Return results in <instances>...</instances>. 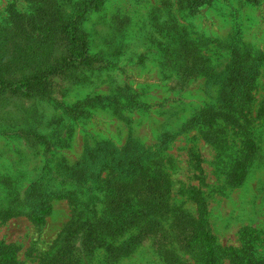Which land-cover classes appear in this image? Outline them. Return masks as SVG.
I'll return each mask as SVG.
<instances>
[{
	"label": "rangeland",
	"instance_id": "374dc122",
	"mask_svg": "<svg viewBox=\"0 0 264 264\" xmlns=\"http://www.w3.org/2000/svg\"><path fill=\"white\" fill-rule=\"evenodd\" d=\"M87 1L0 0V59L39 52L45 22L71 21ZM80 23L90 66L64 64L73 54L58 46L48 66L60 72L47 92L0 94L8 264H207L205 233L215 264L264 261V0L198 9L105 0ZM208 111L219 115L213 125L203 123ZM141 150L157 181L151 193L118 201L136 180L122 171ZM91 152L89 216L110 232L94 246L83 247L81 235L68 246L62 234L82 206L55 197L77 189L72 170ZM47 204L45 223L32 222L29 213Z\"/></svg>",
	"mask_w": 264,
	"mask_h": 264
},
{
	"label": "trees",
	"instance_id": "16d2710c",
	"mask_svg": "<svg viewBox=\"0 0 264 264\" xmlns=\"http://www.w3.org/2000/svg\"><path fill=\"white\" fill-rule=\"evenodd\" d=\"M188 5L193 9H198L200 7L210 5L214 0H186ZM248 2H259L261 0H247ZM105 0H88L83 6L82 10L78 15L72 18L71 21H59L53 18H49L45 23L44 32L40 34L37 38V46L39 52L28 51L25 55L19 59L9 58L7 55L0 59V94L5 92H11L14 94H24L25 96H30L33 94H40L41 92H47L46 83L47 80L53 75L58 74V67L48 66L50 56L58 49V46H63L70 49L72 57L70 59H65L63 63H70L71 61L77 65L90 66L92 64V57L89 54V48L87 44L86 35L80 30V21L84 18L86 13L91 9H98L102 7ZM51 68V69H48ZM204 119L203 123L208 125L215 124L218 116L216 113L205 112L203 113ZM202 122V121H201ZM252 143V142H251ZM129 146V145H128ZM127 146V147H128ZM135 146V145H134ZM122 150V155L128 158L131 155V147ZM136 147V146H135ZM101 148H98L96 152L99 153ZM93 153L88 154V157L80 164H78L73 170L70 176V181L72 187H75L74 191H70L65 194L56 195V199L71 198L72 203L77 207L80 204L82 210H80L72 224L63 232L62 241H68L66 245L70 246V237L82 236L84 239L82 241L83 247H88L93 245L94 241L91 239H99L100 236L110 232V229L104 226L102 219L99 223L95 222L96 214L89 216V205L87 207V202L89 195L87 196L86 188L87 182L90 181V177L93 172H91V158ZM140 154L137 159H132L129 166L124 169V175L126 178L136 176V180L131 183V185L123 188L122 191L118 190V201L120 194H133L141 193L145 191L146 193L152 192V186L157 181L155 174L150 167L144 164L143 158L145 156V151L137 152ZM147 156V154H146ZM135 162V163H134ZM104 163V162H103ZM102 163V164H103ZM242 170L240 167L239 171ZM107 171V176L109 173L114 171L112 164L109 167H102L99 175ZM242 180V179H241ZM239 180V181H241ZM99 183L106 184L107 179L98 180ZM84 191H78L83 190ZM116 190V189H113ZM80 194L86 196L83 201L80 200ZM52 205H45L38 211L29 213V217L32 222L37 224H44L46 218L52 213ZM202 245L205 247L207 252V264H215L217 261L216 252L208 233H205L202 237ZM0 257L3 264H8L9 261L13 259L12 251L9 248L2 247L0 244ZM236 264H264V261L253 262H237Z\"/></svg>",
	"mask_w": 264,
	"mask_h": 264
}]
</instances>
